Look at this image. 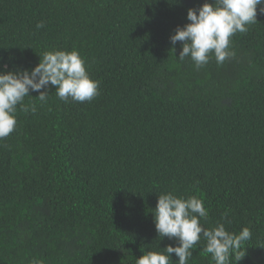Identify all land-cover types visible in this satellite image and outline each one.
Returning a JSON list of instances; mask_svg holds the SVG:
<instances>
[{"label": "trees", "instance_id": "obj_1", "mask_svg": "<svg viewBox=\"0 0 264 264\" xmlns=\"http://www.w3.org/2000/svg\"><path fill=\"white\" fill-rule=\"evenodd\" d=\"M203 2L0 0V65L76 49L100 81L90 102L51 86L46 103L25 97L34 113L17 107L0 139V264H135L177 244L155 228L165 192L202 199L209 229L250 228L237 264H264V13L233 58L198 70L170 36ZM205 244L188 264H215Z\"/></svg>", "mask_w": 264, "mask_h": 264}, {"label": "clouds", "instance_id": "obj_2", "mask_svg": "<svg viewBox=\"0 0 264 264\" xmlns=\"http://www.w3.org/2000/svg\"><path fill=\"white\" fill-rule=\"evenodd\" d=\"M258 5L264 13V0H204L199 7L189 8V22L177 26L170 36L173 46L177 42L182 44L178 59L190 57L199 70L213 56L217 64L233 58L231 38L236 33H246L248 26L257 21ZM43 26V21L36 25L37 29ZM99 85L100 81L90 76L84 58L76 49L46 51L30 70H10L7 64L0 65V139L15 130L18 106L25 112L36 111L34 103H24L25 97L33 96L30 92H38V100L46 103L49 88L54 86L56 95L65 103L70 100L83 103L99 94ZM153 216L158 236L174 239L177 244L167 245L164 251L143 252L135 264H170L173 253L178 257L177 264H188L192 250L201 239L206 241L204 251L211 254L215 264H231L232 257L237 264L245 255L244 243L252 235L248 227L238 233L228 231L224 223H217L211 229L205 227L201 221L207 219L208 211L203 200L196 196L184 198L171 192L160 193Z\"/></svg>", "mask_w": 264, "mask_h": 264}]
</instances>
